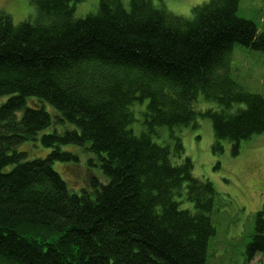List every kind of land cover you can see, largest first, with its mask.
<instances>
[{
  "label": "trees",
  "instance_id": "1",
  "mask_svg": "<svg viewBox=\"0 0 264 264\" xmlns=\"http://www.w3.org/2000/svg\"><path fill=\"white\" fill-rule=\"evenodd\" d=\"M79 1L29 0L36 16L18 23L0 13V264H206L216 192L171 132L209 117L212 152L226 141L232 155L264 132V95L230 73L233 46L264 52V31L238 16L240 0H206L189 17L97 0L76 18ZM199 94L212 104L202 111ZM144 99L136 134L131 106ZM162 126L170 144L152 139ZM39 134L50 150L28 158L20 147ZM81 158L98 175L74 190L52 164ZM256 254L264 205L245 247Z\"/></svg>",
  "mask_w": 264,
  "mask_h": 264
},
{
  "label": "rangeland",
  "instance_id": "2",
  "mask_svg": "<svg viewBox=\"0 0 264 264\" xmlns=\"http://www.w3.org/2000/svg\"><path fill=\"white\" fill-rule=\"evenodd\" d=\"M151 1L171 14L189 17L191 7L206 0ZM122 2L128 7V0ZM96 10L97 0H80L75 4L74 17L82 18ZM1 12L10 15L14 23L33 20L36 16L29 0H0ZM237 14L255 23L258 31H264V0H240ZM230 66V73L244 89L264 95V52L235 44L230 54ZM198 97L200 99L194 105L196 111L212 105L201 99L202 94ZM4 99L0 98V101ZM145 105L146 99L135 101L131 106V110L134 107L137 113H134L131 124L136 134L143 126ZM47 109H50L48 105ZM69 126L66 128H72ZM60 128L63 130L65 127ZM171 134L180 138L185 155L192 161V174L209 180L216 192L215 209L211 213L216 232L208 241L206 264H264L261 254H256L250 260L245 255V247L254 233L255 213L264 205V132L243 140L236 155L230 153V144L226 141L222 142L221 152H212L214 137L209 117H198L195 124L175 127ZM151 135L158 144L172 142L170 129L166 126L158 127ZM70 146L64 145L62 149L70 151ZM20 149L29 152L28 158L44 157L50 150L40 142V134L36 141H27ZM52 166L74 190L88 187L91 177L98 175L96 170L87 168L83 158L77 165L55 161ZM183 206L190 207L191 203L184 201Z\"/></svg>",
  "mask_w": 264,
  "mask_h": 264
}]
</instances>
